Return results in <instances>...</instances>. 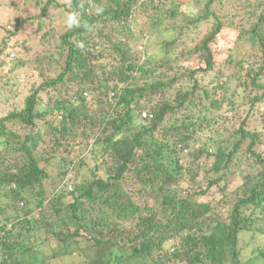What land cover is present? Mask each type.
<instances>
[{"label":"trees","instance_id":"obj_1","mask_svg":"<svg viewBox=\"0 0 264 264\" xmlns=\"http://www.w3.org/2000/svg\"><path fill=\"white\" fill-rule=\"evenodd\" d=\"M93 1L91 13L90 0H68L61 7L78 22L63 34L49 27L60 45L48 63L57 56L62 68L39 54L25 61L16 39L27 25L37 23L41 31L52 0H13V11L35 4L39 13L14 15V23L8 15V24H0V96L9 102L0 117V264H255L264 258V158L255 152L264 126L216 142L205 134L226 123V110L239 115L211 48L223 23L236 29L241 45L257 49L230 60L252 94L241 123L260 115L264 0H204L197 16L187 15L180 0ZM215 1L219 11L212 9ZM146 8L165 15L159 22L149 16L150 29L179 16L193 25L209 17L214 23L189 51L175 52L176 41H164L173 57L151 61L132 51L127 35L134 12ZM109 23L123 25L119 37L97 49L92 29ZM189 55L198 56V68L184 66ZM105 56L107 64L99 61ZM28 66L38 78L29 75L22 84L14 76ZM197 75L213 80L203 84ZM185 78L193 82L187 89L180 87ZM216 91L219 100L211 97ZM85 158L95 164L89 180L80 181L71 175ZM243 159L262 171H250L229 191ZM216 190L222 194L216 204L199 202Z\"/></svg>","mask_w":264,"mask_h":264},{"label":"rangeland","instance_id":"obj_2","mask_svg":"<svg viewBox=\"0 0 264 264\" xmlns=\"http://www.w3.org/2000/svg\"><path fill=\"white\" fill-rule=\"evenodd\" d=\"M13 1V0H12ZM12 1L7 2V8H2L0 10V24L6 25L8 22L7 16L9 15V20H12V23L15 22L16 17H27L31 16L32 13L36 12L39 13L40 6L32 5L26 6L22 5L21 3L17 6V10H12ZM47 0H42L43 3H45ZM83 3H85L86 0H81ZM89 1V0H87ZM186 8V14L190 16H197L202 15V11L204 9V0H200L201 2L196 3V0H180ZM233 1V0H232ZM231 1V2H232ZM91 5V13L96 11L95 2L93 0H90ZM5 0H0L1 5H5ZM103 4V1L100 3V5ZM62 5H65V7L68 5V0H52L51 8L41 19L42 22V29L41 31L36 30L37 23L34 27L27 25V27L21 28L20 33L18 34V37L16 38L19 40L20 46H22V52L23 56L22 58L25 59V61H28L37 54L41 55L42 61H44L45 64L56 66L57 68H62L63 64L61 66L57 65L58 57L56 56L52 61L53 64H49V54L54 52V47L56 45H60V41L51 40V43H47L49 39H52V30L49 27L56 28L59 30V33H64L66 29H68L73 23H77L78 19L75 18L74 22H70V18H68V14L65 11ZM98 6V8H101V6ZM38 7V8H37ZM9 8V9H8ZM212 9L215 11L220 10V4L218 1H215L212 4ZM31 13V14H30ZM16 15V17H14ZM156 16L155 21L159 22L158 19L162 18L164 20L165 15L163 13L157 11H152L150 8H146L144 11H136L134 12V15L132 16V20L128 22V28L130 29V32L127 33L129 36V44L132 47V51H134L137 55L140 54L142 58L145 56L146 59H149L151 61H158L163 60L166 56H172L173 53L170 51L169 53H166L162 48V43L164 41L169 40H175L176 41V50L175 52H182V51H189L195 46V43L203 37V35L211 28L212 24L214 23V18L209 17L205 19L204 21L197 23L196 25L189 24L188 20L184 16H179L174 21H163L158 28L156 29H150L148 25L146 24V19L149 16ZM189 18V17H188ZM149 19V18H148ZM154 21V22H155ZM245 21V20H244ZM150 22V20H149ZM79 24V23H78ZM121 26H116L112 24H103L98 27V30L92 29V36L95 38V42L97 44V49L100 47V43L102 44L101 48L110 47L112 41L115 40V38L119 37V31L121 30ZM124 30H126L124 28ZM57 34V35H58ZM108 37V40H105L104 37ZM53 37V38H54ZM2 38V34L0 33V40ZM237 31L236 29H232L231 27L227 26V24L222 25V30L220 32V35L216 38L215 43L211 46L212 53H213V59L218 64V67L216 69H222L223 75L225 79L228 81L229 84V95L234 94L236 96V105H238L236 108L239 110V115L234 114L230 111H225V118L226 123H218L213 124L212 131L207 130L206 134L207 137H210L213 142L219 141L220 136L226 138H229L232 133H239V131L243 128L249 130L251 133H254L255 131H259L264 126V102L260 103V105L257 108L258 114L254 115V120L249 116L248 120H245L246 123H241L244 121L246 113L248 111V105H247V96L249 93V89L245 86H242V82L245 80L243 78V73L237 72V65L235 62H233L230 59L239 60L245 56V54L248 53H255L256 54V48L253 50L249 48L246 45H241L240 42L237 40ZM57 43V44H56ZM240 43V44H237ZM236 44L238 46H236ZM58 48V47H57ZM59 52V49H57V53ZM95 55H99L98 52H94ZM188 57V56H187ZM30 58V59H29ZM47 60V61H46ZM103 64H107L109 61V58L105 56V59L99 60ZM232 61V62H230ZM184 66H187L189 68H198L199 67V58L196 55H189L188 59L183 63ZM14 76L16 79L20 80L22 84H25L26 78L31 75V78L35 81L36 78H38L37 73H34L31 69V66H28L26 68V71L19 72L15 74ZM51 75H55V72H52ZM196 78H200L202 81H204L203 84H208L210 81L213 80V77L211 75H207L205 77H202L200 75L195 76ZM249 81L248 79L246 80ZM36 82V81H35ZM180 87L182 86L183 89H187L191 87L192 81L189 80V78H185V80L180 82ZM202 84V85H203ZM221 92L216 91V95H213V97L216 100H219ZM251 94V93H249ZM23 95V92L19 94V96ZM252 95V94H251ZM9 98V97H8ZM7 99L6 97L0 96V117L7 113V110L9 109V102L4 101ZM10 101V100H8ZM13 105L16 106L20 99H17L16 97L11 100ZM226 109V105L223 107V110ZM235 116V117H234ZM234 117V118H233ZM237 117V118H236ZM233 118V119H232ZM231 119V120H230ZM205 126V125H203ZM227 130V131H226ZM264 130V128L262 129ZM264 138V136H262ZM219 138V139H218ZM262 141V140H261ZM264 141V140H263ZM250 142V138L248 139V142ZM210 143H207V146H209ZM256 153L263 154L264 158V143L260 144L255 148ZM86 159V158H85ZM212 158H210V161L212 162ZM264 161V160H263ZM252 162V161H251ZM245 159L240 161L237 166V173L236 176L231 178L230 182L227 184V189L231 191L232 189L239 187L242 184L241 177L248 174L250 171L253 172H261L262 168L259 165H253L251 167L247 166L249 163H251ZM209 163V162H207ZM95 162L90 159H86L85 166H79L75 168L74 172L72 173V177L78 178L80 181L83 180H89L91 177V173L89 171V168H92L94 166ZM44 165V164H42ZM250 169V170H249ZM47 170L48 172L53 171L54 168L48 166L47 164ZM199 182H201V177L198 179ZM206 184V182H205ZM205 184L203 186H205ZM139 197H134L136 201L139 202ZM222 198V194L216 190L211 191L209 196H204L202 199L199 200L200 203H209L210 205L216 204L218 201H220ZM144 198H142V201ZM227 208V207H226ZM218 212L222 209L221 205H218ZM260 245L262 242V246L264 247V238L260 239ZM83 247V245L81 246ZM173 250V247H170L169 252L171 253ZM75 255V254H73ZM93 256L96 257L95 254ZM76 257L71 258L74 262H76ZM95 259V258H94ZM255 264H264V258H260L258 261L256 258ZM249 259H243L244 263H249Z\"/></svg>","mask_w":264,"mask_h":264},{"label":"clouds","instance_id":"obj_3","mask_svg":"<svg viewBox=\"0 0 264 264\" xmlns=\"http://www.w3.org/2000/svg\"><path fill=\"white\" fill-rule=\"evenodd\" d=\"M75 21V14H72L71 16H70V22H74ZM142 112H145V111H142ZM142 112H141V114H142ZM142 117V116H141Z\"/></svg>","mask_w":264,"mask_h":264},{"label":"built area","instance_id":"obj_4","mask_svg":"<svg viewBox=\"0 0 264 264\" xmlns=\"http://www.w3.org/2000/svg\"><path fill=\"white\" fill-rule=\"evenodd\" d=\"M141 116H142V117H147L148 115H147L146 112H142Z\"/></svg>","mask_w":264,"mask_h":264},{"label":"bare ground","instance_id":"obj_5","mask_svg":"<svg viewBox=\"0 0 264 264\" xmlns=\"http://www.w3.org/2000/svg\"><path fill=\"white\" fill-rule=\"evenodd\" d=\"M118 14H119V13H118ZM85 15H86V14H85ZM82 33H83V32H82ZM115 44H116V43H115ZM104 55H105V54H104ZM100 56H101V55H100ZM111 82H112V81H111ZM111 82H110V83H111Z\"/></svg>","mask_w":264,"mask_h":264}]
</instances>
